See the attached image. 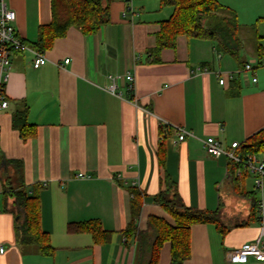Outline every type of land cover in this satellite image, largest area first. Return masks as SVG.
<instances>
[{
    "label": "crops",
    "instance_id": "0c3cea01",
    "mask_svg": "<svg viewBox=\"0 0 264 264\" xmlns=\"http://www.w3.org/2000/svg\"><path fill=\"white\" fill-rule=\"evenodd\" d=\"M3 1L16 14L18 37L34 45L40 29L52 22L51 0ZM127 1L110 3V23L96 34L69 29L44 53L47 64L39 69L32 54L11 55L9 79L0 91L8 102L0 108V245L6 249L0 264L138 263L136 239L123 235L131 221L130 188L143 195L138 228L153 238L149 218L174 225L154 201L166 178L187 208L219 211L227 229L223 235L214 224L192 226L191 257L184 264H264L254 258L228 261L229 252L259 235L260 219L249 222L252 202L246 196L254 186L248 191L245 181V193L238 191L227 160L208 155L202 143L215 138L224 147L243 144L264 129V68L258 70L264 64L258 66L257 55L256 65L240 60L253 66L246 72L211 40L185 36L156 55V35L173 9L158 0H132L130 10ZM116 76L121 98L108 93L109 78ZM21 113L34 127L27 139L13 126ZM162 125L173 129L164 139ZM177 127L193 136L180 142ZM11 162L21 163L20 169ZM81 173L87 178H78ZM8 181L39 196L41 229L53 256L20 241L14 199L3 193ZM90 221L110 234L107 243L68 232L70 224ZM170 251L166 243L159 264H170Z\"/></svg>",
    "mask_w": 264,
    "mask_h": 264
},
{
    "label": "trees",
    "instance_id": "16d2710c",
    "mask_svg": "<svg viewBox=\"0 0 264 264\" xmlns=\"http://www.w3.org/2000/svg\"><path fill=\"white\" fill-rule=\"evenodd\" d=\"M105 5L103 0H51L52 22L40 29L38 41L31 47L37 52L45 53L50 50L57 39L66 36L71 28L80 30L84 35H93L110 23V3ZM162 7L173 9L171 18L161 23V29L156 35L154 53L158 55L165 49H174L177 39L181 36L188 38L211 40L216 49L223 55L235 58L239 64L243 42L239 38V22L237 15L223 6L218 0H158ZM128 2V1H127ZM221 13H225L222 17ZM219 17V18H217ZM261 39V38H260ZM258 66L264 64V45L260 40L255 44ZM13 126L20 132L23 139L34 135V127L27 122L26 113L13 117ZM28 130L30 132L28 133ZM168 131V132H167ZM170 126H161V136L171 134ZM162 148V146H161ZM244 154L264 157V129L241 144ZM162 153V152H161ZM2 156L0 157V161ZM161 164L164 160L161 159ZM20 169L21 163L11 162ZM239 166L229 164V172L237 186L244 185L250 177L246 171L241 176L236 172ZM166 187L155 197L154 201L173 218L174 225L168 224L161 218H149V231L154 232L150 238L148 231H140L138 222L143 207V195L136 188H130L131 193V221L123 232L127 238H135L139 245V259L136 264H159L161 251L166 243L170 244V264H184L191 257V228L197 224H214L221 234L226 233L220 217V212L199 211L187 208L178 195L174 183L165 179ZM238 191L245 193L242 188ZM3 193L6 198L14 199L16 216L19 219L17 232L20 241L26 245L37 247L45 257L53 256L55 249L51 245L50 237L41 229V209L39 196L30 194L22 185H13L11 181L4 184ZM258 192L247 193L250 198L251 217L249 222L259 219ZM245 227V226H241ZM69 233H89L95 244L107 243L110 234L105 233L99 222L70 224Z\"/></svg>",
    "mask_w": 264,
    "mask_h": 264
},
{
    "label": "built area",
    "instance_id": "2783aa9c",
    "mask_svg": "<svg viewBox=\"0 0 264 264\" xmlns=\"http://www.w3.org/2000/svg\"><path fill=\"white\" fill-rule=\"evenodd\" d=\"M131 8L132 0H128ZM16 21V14L14 11L8 9L5 2L0 0V91L3 93L4 84L9 79L11 71V55L13 53H24L28 52L33 55V67L39 69L47 64V59L44 53L37 52L31 46L21 40L15 30L14 23ZM70 60H65L64 64L68 65ZM251 64H246L244 70L246 72L253 71ZM111 85L108 88V93L122 97V94L118 91L117 82L121 79V76L110 77ZM126 80L130 83L134 81L133 76L130 74L126 75ZM256 83L257 79H253ZM225 83L224 79H220V84ZM132 89V85L129 86ZM1 109L8 107V102L1 95L0 97ZM178 134V140L183 142L188 136H193L192 133L185 131L184 129L177 127L175 128ZM204 150L206 153L215 158H225L228 165L239 166L236 175L241 176L244 171L252 178L254 190L258 193H262L264 188V157L257 155L244 154L241 151V144L238 142L232 143L229 147H224L223 144L215 138H208L202 141ZM1 157V152H0ZM78 178L85 179L83 173L78 174ZM259 219H260V232L254 243L244 245L242 248L229 252L227 255L228 261L232 263H244L248 258H254L258 262L264 263V210L262 200L259 202ZM6 253V249L0 245V254Z\"/></svg>",
    "mask_w": 264,
    "mask_h": 264
},
{
    "label": "rangeland",
    "instance_id": "374dc122",
    "mask_svg": "<svg viewBox=\"0 0 264 264\" xmlns=\"http://www.w3.org/2000/svg\"><path fill=\"white\" fill-rule=\"evenodd\" d=\"M223 6L233 11L239 22V38L243 42L240 60L251 62L256 65L255 44L260 40L264 45V0H218ZM225 13H221L220 16ZM219 18V17H217ZM261 38V39H260ZM255 53V54H254ZM264 67L258 68L261 70ZM248 191L253 189V180L248 177L246 180ZM262 200L264 210V188L258 194Z\"/></svg>",
    "mask_w": 264,
    "mask_h": 264
}]
</instances>
